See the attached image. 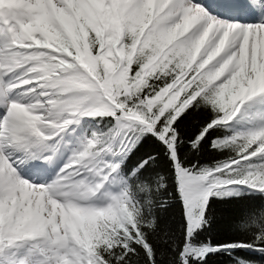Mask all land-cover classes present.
Returning <instances> with one entry per match:
<instances>
[{"label": "snow or ice", "instance_id": "obj_1", "mask_svg": "<svg viewBox=\"0 0 264 264\" xmlns=\"http://www.w3.org/2000/svg\"><path fill=\"white\" fill-rule=\"evenodd\" d=\"M253 22H249V21ZM210 108L195 139L177 121ZM82 117L96 118L50 182L21 175L52 162ZM107 124L101 127L104 119ZM259 127L236 131L234 121ZM235 153L212 166L185 164L183 143ZM154 136L171 161L142 178L146 158L124 160ZM264 0H23L0 6V264H158L169 236L158 212L175 202L182 225L173 264H213L238 250L264 255ZM226 207L217 217L210 202ZM223 220L238 238L199 240ZM242 234V235H239Z\"/></svg>", "mask_w": 264, "mask_h": 264}, {"label": "trees", "instance_id": "obj_2", "mask_svg": "<svg viewBox=\"0 0 264 264\" xmlns=\"http://www.w3.org/2000/svg\"><path fill=\"white\" fill-rule=\"evenodd\" d=\"M211 116L212 112L210 108H191L186 111L177 121V124L179 125L178 131L181 132L182 138L185 139V141L187 139H195V136L199 133L203 123L210 119ZM107 122V118H105L101 127L107 124ZM96 126V118L82 117L79 124H73L71 126L68 130L67 136L76 146L81 137L85 133L91 135V132L96 129ZM232 127L236 131H246L250 128L259 127V123L237 120L233 122ZM225 135H231V133L226 132L224 129H216L210 137H205V139L201 141L198 150H193L191 145L186 142L181 144L179 148L181 159L185 161V164L198 162L200 165L208 166H212L216 162L227 160L230 156L235 155V153L229 149L216 150L211 146L212 140L215 137H223ZM148 151L157 154V162L145 165V167L140 170L141 173H143L142 178H147L149 181H153L157 174L163 175L168 186L161 191L160 195L166 198L169 193H172L173 196H175L176 184L174 176L172 175L171 161L166 155H164V146L156 140L154 136H145L136 148L132 150L131 154L128 155L123 162L125 172L127 173L132 168H135L140 163L141 159L146 158V153ZM232 199L247 200L256 208H264V195L254 194L248 197L241 196ZM210 206L211 211L217 217L222 216V209L226 207L222 201H218L215 198L210 202ZM158 224L164 232L168 233L169 241L167 244H163L159 241L155 242L157 248L156 259L158 264H173L174 257L177 253H174L171 250V243L175 242L178 249L182 236V225L179 219V213L175 208V202L170 205L167 210L158 212ZM209 237H211L213 241H227L238 238V234L232 231L226 222L221 220L210 233H202L198 236V239L206 240ZM235 254L252 260L254 264H264V255H261L260 253L238 250ZM134 264H144L142 252L140 258L135 261ZM213 264H234V261L227 255H218L213 261Z\"/></svg>", "mask_w": 264, "mask_h": 264}, {"label": "rangeland", "instance_id": "obj_3", "mask_svg": "<svg viewBox=\"0 0 264 264\" xmlns=\"http://www.w3.org/2000/svg\"><path fill=\"white\" fill-rule=\"evenodd\" d=\"M22 2H23L22 0H17V2H11L9 4L22 3ZM202 2L204 4L209 3V1H207V0H202ZM3 4H8V3L4 2L3 0H0V6L3 5ZM249 22H253V21L250 20ZM66 145H67V143L65 144V141H64L63 144L58 148V150L56 151V153L54 155V157L56 159L59 158V161L56 164V169L60 170V168H62L65 165V163L67 162L68 158L72 154L73 148L75 147V145L72 147L71 144L67 145V146ZM46 169H47V167L39 168L38 170H36L35 172H33L31 174L29 173L30 175L29 174L24 175V178H26V179H28L30 181H33L32 178H35L34 180H38L39 184L43 183L45 181H48V180H49L48 182H50V178L49 177L51 176L52 173L51 172L47 173ZM51 169H53V168H51ZM43 177H44V179H43Z\"/></svg>", "mask_w": 264, "mask_h": 264}, {"label": "bare ground", "instance_id": "obj_4", "mask_svg": "<svg viewBox=\"0 0 264 264\" xmlns=\"http://www.w3.org/2000/svg\"><path fill=\"white\" fill-rule=\"evenodd\" d=\"M4 2H6V3H11V2H17V0H3ZM23 1V0H22ZM207 1H209V2H211V0H207ZM59 161V158L58 159H56L55 157H53V159H52V162L51 163H48L47 161H41L40 163H43L45 166L44 167H47V169H46V171H47V173H52L51 174V176L49 177L50 178V181L52 180V179H54L55 178V176H56V174H57V172L59 171V169H56V164H57V162ZM31 163H35V161H33V162H31ZM31 163L28 165V166H26V167H24L23 168V170H22V172H21V175L24 177V175H27V174H31V173H33V172H35L36 170H38L39 168H33V167H31ZM51 168H53V169H51ZM29 174V175H30ZM32 178V177H31ZM35 178H32V180L35 182V183H37V184H39L38 183V180H34ZM43 179H44V177H43ZM49 181V180H48ZM48 181H45V182H48ZM44 183V182H43Z\"/></svg>", "mask_w": 264, "mask_h": 264}]
</instances>
